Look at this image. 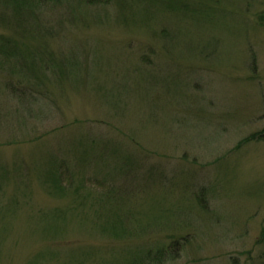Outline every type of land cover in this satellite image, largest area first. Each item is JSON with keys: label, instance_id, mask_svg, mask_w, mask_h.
Masks as SVG:
<instances>
[{"label": "rangeland", "instance_id": "374dc122", "mask_svg": "<svg viewBox=\"0 0 264 264\" xmlns=\"http://www.w3.org/2000/svg\"><path fill=\"white\" fill-rule=\"evenodd\" d=\"M56 1L0 20V264H264V0Z\"/></svg>", "mask_w": 264, "mask_h": 264}, {"label": "trees", "instance_id": "16d2710c", "mask_svg": "<svg viewBox=\"0 0 264 264\" xmlns=\"http://www.w3.org/2000/svg\"><path fill=\"white\" fill-rule=\"evenodd\" d=\"M108 1L109 0H87V3L96 4V6L97 5H109L110 3H112ZM128 1H131V2H128ZM128 1H127L128 4H130L135 0H128ZM113 2L118 5L119 3L120 5H124L126 3V0H113ZM3 3L4 5L7 4V6L3 5L2 6L3 8L2 9L0 8V12H3L4 10H6L8 7H10V5L11 7H13V12L11 15L7 14V16L1 13L0 20L1 19L7 20L8 23L12 25H17V26H21V25L25 26V24L38 23L39 30L35 33H42V36L44 37H49V36H53L56 34L57 31L55 30L54 25L53 26L49 25L48 27H45V30L40 25V23L43 24V22L49 21V19H46V17L44 16L43 7L47 3L57 5L56 0H0V4H3ZM73 12H74V15H73ZM42 13H43V17H41ZM76 14L77 12L75 10L68 11V14H67L68 20L75 19ZM43 25L46 26V24H43ZM10 44H12L11 47H10ZM54 53L56 54V51H54ZM0 55H2L1 59H6V60L0 61V67H1V64L3 65V63L5 62L7 63V60L16 59V62L12 66L9 67V70L12 71L13 74L21 73V75L25 77L32 75L31 72H27V70L25 71L24 62L26 60V57L22 55V50L16 43H7V42L0 40ZM50 55L51 57L54 56L53 53H51ZM30 83L34 84V85H31L33 88H35L38 85L37 82H34L33 80ZM9 85L15 90L16 89L22 90L20 88H17L16 84H13L12 82ZM23 97H26V96L23 95ZM263 136H264V129L248 137L247 140L248 141L259 140L263 138ZM44 181L46 183L48 181V184L53 186L52 190H58V191L64 190V187H62V177L60 174L50 175V173H48ZM49 182H51L52 184ZM69 183H70V186L72 187L73 182H69ZM71 210L72 209H63V211L58 212L57 216L55 213H52V212H51V215L54 217L60 218L64 222H66L68 218L70 217ZM116 235H119V234H116ZM179 244H181L180 241L174 240L170 242L169 244H167L166 246H161V247L157 246L155 248H147V250L143 252L142 257H138V256L135 257L134 255H132V257L127 262H129L128 264H148V263L162 264L171 256H176V254L178 253L177 251L179 249V247L177 246Z\"/></svg>", "mask_w": 264, "mask_h": 264}]
</instances>
